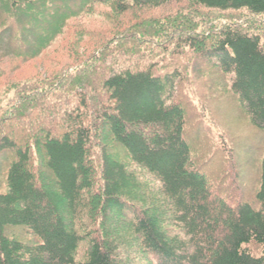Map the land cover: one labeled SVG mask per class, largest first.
<instances>
[{
  "label": "trees",
  "instance_id": "trees-1",
  "mask_svg": "<svg viewBox=\"0 0 264 264\" xmlns=\"http://www.w3.org/2000/svg\"><path fill=\"white\" fill-rule=\"evenodd\" d=\"M100 4L238 11L249 26L185 12L201 22L125 29L40 94L18 88L0 110V264H134L132 251L154 264H264V145L230 189L203 176L192 143L208 129L204 74L264 142V0H0V59H37Z\"/></svg>",
  "mask_w": 264,
  "mask_h": 264
},
{
  "label": "rangeland",
  "instance_id": "rangeland-1",
  "mask_svg": "<svg viewBox=\"0 0 264 264\" xmlns=\"http://www.w3.org/2000/svg\"><path fill=\"white\" fill-rule=\"evenodd\" d=\"M179 9V5L156 9L139 8L122 15L110 6L100 4L92 11L93 13L78 15L74 21L78 22L76 26H73L74 29L67 32L65 36L59 37L54 45L37 59L28 62L11 57L0 59V110L13 101L18 88H21L20 90L29 88L32 92L40 94L68 65L88 62L94 55L102 52L112 38L123 33L125 29H133L138 26L140 29L137 32L141 33V31L147 30L150 35L160 33L165 36L169 32V26L174 23L178 26L180 23L187 22L189 27H193L194 22L191 18L201 22V18L189 17L185 12H207L206 15H203L204 19L212 21L226 19L249 26L246 19L241 22L244 19L242 17L244 13L238 11L221 13L202 8H187L186 11H183L184 13H178ZM177 17L178 19H176ZM168 19L170 20L168 21ZM174 19L175 21L172 22ZM258 19L257 22L264 25L261 18ZM262 19L264 21V17ZM147 23L150 25H144ZM76 29L79 31L77 32ZM83 30H98L101 32V36L98 39L90 37L81 39L79 32ZM206 80L204 74L199 81H195L201 95L206 97V100H202V104L199 102L203 106V108H199V113L202 117L201 121L206 126L208 125L204 135L192 137V143L196 145L197 151V161L195 162L198 165L207 166L203 176L208 182L219 183L222 186L227 185L230 189H235L243 181L234 179L235 175L251 178L256 169L254 164L259 161L264 142L262 136L253 129L235 99L228 95H222L216 99L211 98L215 93L206 88L204 82ZM244 185V189L248 190L249 179ZM4 188L3 186L1 190ZM218 196L215 195V199ZM257 252L260 253V250ZM129 257L135 261L134 264H154L147 255L136 251L130 252Z\"/></svg>",
  "mask_w": 264,
  "mask_h": 264
}]
</instances>
